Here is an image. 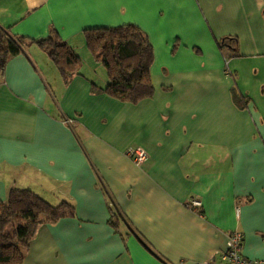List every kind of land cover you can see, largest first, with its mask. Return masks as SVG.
I'll use <instances>...</instances> for the list:
<instances>
[{"label": "crops", "instance_id": "1", "mask_svg": "<svg viewBox=\"0 0 264 264\" xmlns=\"http://www.w3.org/2000/svg\"><path fill=\"white\" fill-rule=\"evenodd\" d=\"M124 25L154 52L136 104L103 91L83 36ZM0 27L53 29L90 57L64 82L36 44H11L1 72L0 202L27 190L73 213L40 226L22 264H220L234 231L264 261V0H0Z\"/></svg>", "mask_w": 264, "mask_h": 264}, {"label": "trees", "instance_id": "2", "mask_svg": "<svg viewBox=\"0 0 264 264\" xmlns=\"http://www.w3.org/2000/svg\"><path fill=\"white\" fill-rule=\"evenodd\" d=\"M85 45L96 63L104 67L108 83L103 90L115 100L136 104L152 97L150 67L153 48L146 34L134 25L98 28L83 32ZM230 38L219 45L225 47ZM235 41V40H234ZM11 44L24 48L36 44L54 64L64 82H69L82 65L80 57L51 29L46 38L28 40L12 37L0 27V73L13 51ZM72 208L61 203L51 206L27 190H11L0 202V264H22L37 229L45 224L72 216Z\"/></svg>", "mask_w": 264, "mask_h": 264}, {"label": "built area", "instance_id": "3", "mask_svg": "<svg viewBox=\"0 0 264 264\" xmlns=\"http://www.w3.org/2000/svg\"><path fill=\"white\" fill-rule=\"evenodd\" d=\"M1 80V73H0ZM128 155L133 159L135 163H142L145 160V153L142 150H135L128 152ZM199 201H192L189 205L191 210H195L200 207ZM242 235L239 232H231L228 235V242L224 251L219 255L220 264H264V261H252L248 260L240 254ZM204 264H214L206 262Z\"/></svg>", "mask_w": 264, "mask_h": 264}, {"label": "rangeland", "instance_id": "4", "mask_svg": "<svg viewBox=\"0 0 264 264\" xmlns=\"http://www.w3.org/2000/svg\"><path fill=\"white\" fill-rule=\"evenodd\" d=\"M76 51V50H75ZM77 53V55H79V54H81V56H82V60L84 61V64L85 63H87L88 64V62H89V55H88V53H87V55L84 53V51L81 49V50H77L76 51ZM79 57H80V55H79ZM101 72H104V70L102 69V71Z\"/></svg>", "mask_w": 264, "mask_h": 264}]
</instances>
